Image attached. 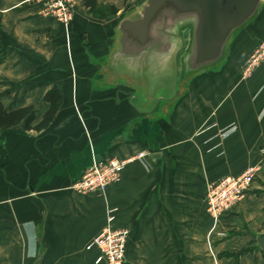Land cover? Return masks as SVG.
Segmentation results:
<instances>
[{
    "label": "crops",
    "instance_id": "0c3cea01",
    "mask_svg": "<svg viewBox=\"0 0 264 264\" xmlns=\"http://www.w3.org/2000/svg\"><path fill=\"white\" fill-rule=\"evenodd\" d=\"M84 1L74 0L65 27L30 0H0L4 108H33L34 126L50 109L46 97L61 98L45 129L0 134V264H96L99 251L87 246L108 215L128 236L124 264H264L254 236L264 232V66L245 79L229 70L235 44L264 11L238 34L224 67L196 77L172 116L135 139L127 92L101 93L91 81L121 14L143 0H96L114 19L95 17ZM97 155L128 161L120 181L104 194L74 191ZM253 165L250 191L212 217L208 185Z\"/></svg>",
    "mask_w": 264,
    "mask_h": 264
},
{
    "label": "water",
    "instance_id": "95a60500",
    "mask_svg": "<svg viewBox=\"0 0 264 264\" xmlns=\"http://www.w3.org/2000/svg\"><path fill=\"white\" fill-rule=\"evenodd\" d=\"M263 11L264 0H143L114 25L92 89L127 92L137 139L150 124L172 116L196 77L227 64L238 34ZM101 159L97 155L95 162ZM254 236L264 255V232Z\"/></svg>",
    "mask_w": 264,
    "mask_h": 264
},
{
    "label": "built area",
    "instance_id": "2783aa9c",
    "mask_svg": "<svg viewBox=\"0 0 264 264\" xmlns=\"http://www.w3.org/2000/svg\"><path fill=\"white\" fill-rule=\"evenodd\" d=\"M38 9V14L52 17L65 27L69 26L74 17V0H30ZM264 65V38L261 39L247 60L244 79L248 78L254 69ZM235 127H229L219 132L223 139L234 132ZM128 161L115 158L94 162L83 171L74 183L73 190L80 194H104L108 186L120 181L121 173ZM259 171L258 165L248 166L240 175L225 176L211 183L206 192V211L214 218H219L239 203L250 191ZM114 216L107 217V224L101 233L87 246L96 248L99 255L96 264H124L125 249L128 236L124 230L114 229Z\"/></svg>",
    "mask_w": 264,
    "mask_h": 264
},
{
    "label": "trees",
    "instance_id": "16d2710c",
    "mask_svg": "<svg viewBox=\"0 0 264 264\" xmlns=\"http://www.w3.org/2000/svg\"><path fill=\"white\" fill-rule=\"evenodd\" d=\"M84 6L89 11V13H91L95 17L106 18L105 12L101 10L96 0H85ZM110 10L111 14H115L116 11L114 10V8H111ZM5 58L6 53L4 48L2 47L0 40V64L5 60ZM46 100L50 103V109L44 115L43 119L34 126H32V123L35 120L33 108L26 107L14 111H7L0 101V134L19 125H22V128L25 131H41L48 127L57 112L61 98L56 92L48 95L46 97Z\"/></svg>",
    "mask_w": 264,
    "mask_h": 264
},
{
    "label": "rangeland",
    "instance_id": "374dc122",
    "mask_svg": "<svg viewBox=\"0 0 264 264\" xmlns=\"http://www.w3.org/2000/svg\"><path fill=\"white\" fill-rule=\"evenodd\" d=\"M102 11L105 12V16L107 19H114V17H116L117 12H115V14H111V7L110 8H102L100 7ZM105 18V19H106ZM264 30V15L259 19L256 27L250 31L245 32L237 41V43L234 46V50H233V55H232V61L231 64L229 66V70H236V71H241V75L242 78L244 75V71L246 70V63L248 58L250 57V55L252 54V52L250 53V55L247 57L243 67H242V62L243 60L246 58L247 54L250 52V50L253 48L254 44L256 43V41H260L258 40L257 34ZM260 66H264V65H260ZM259 67V66H258ZM257 68V67H256ZM255 68V69H256ZM254 69V70H255ZM259 170H260V165H258ZM258 173V172H257Z\"/></svg>",
    "mask_w": 264,
    "mask_h": 264
}]
</instances>
